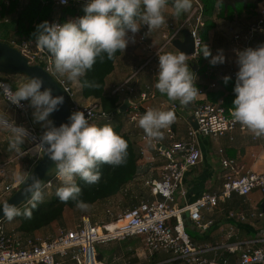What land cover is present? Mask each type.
Returning <instances> with one entry per match:
<instances>
[{"label": "built area", "instance_id": "1", "mask_svg": "<svg viewBox=\"0 0 264 264\" xmlns=\"http://www.w3.org/2000/svg\"><path fill=\"white\" fill-rule=\"evenodd\" d=\"M51 1L56 7L74 5L80 8L84 4V0ZM0 2L9 6L8 0H0ZM168 2H172V0H166V4ZM191 3L194 7L185 13L186 17L181 24L167 22L159 27L162 42L157 48L147 41L149 35H146L148 33L146 25L143 26L145 34L135 35V42L143 45L149 53L145 67L157 62L159 53L167 52L173 42L182 35L184 28L191 32L195 46L194 53L186 60L193 63L202 56L200 49L204 42L201 29L205 25L203 7L199 0H191ZM76 18H72V20ZM53 22L60 23L59 17L50 23ZM231 32V51L233 54H235L234 50L236 49L257 47L264 43V3L257 8L254 20L248 27L236 31L231 30ZM259 40L261 42L258 44ZM9 42L30 62L41 66L43 64L47 71L54 74L53 57L47 51L36 48L34 42L20 38L10 39ZM177 53L179 54V52ZM142 69L134 72L125 83L112 91L113 95L126 94L133 98H130L131 106L128 111V119L130 123L136 125L139 117L148 108H151L149 102L155 95L151 86H146L145 90L137 93L136 87L131 85ZM151 70L154 74L158 72V69L156 71L151 68ZM236 72L228 74L234 82ZM0 82H3L10 92L15 90L9 81L0 78ZM59 82L66 92L71 112L84 111L90 122H93L101 113L99 101L94 100L83 105L76 98L72 86L64 80H59ZM216 86V84H211L207 89L199 88L200 92L198 91L197 95L205 98L194 99L192 112L198 128L195 129L190 125L186 140L176 139V134L171 127L165 129V134L169 139L166 145L162 144L160 140L149 141L145 134L141 136V140L156 153V156L148 154L145 148L140 150V156L145 157L151 163L156 161L157 157L162 160L159 177L145 181L150 194L160 200H147L134 209L120 213L109 212L111 221L100 225H93L89 220L83 219L82 224L77 228H60L55 236L46 239L37 236L25 237L21 234V236H16L7 231L6 219L1 220L0 264H61L57 258H71L76 264H102L97 260V246L123 241L131 237H139L149 253L170 255L174 260H180L184 264H264V247L261 246L264 245V211L261 206L258 214L252 212L246 214L244 211L225 212L226 220L231 222L229 239L240 235L237 225L247 223L250 220L253 221L252 224L255 227L253 237L249 236L247 239L227 242L224 245L199 246L185 227L184 214L189 215V219L196 230H209L216 226V221L204 223L202 212L215 209L221 198L231 199L234 194L246 198L254 190H258L264 195V173L247 172L244 174L237 160L226 156L224 149H220L219 154L223 157L221 166L224 181L221 193L203 194L194 202L188 201L183 182L186 174L202 162L200 138H210L216 141L233 131L239 130L242 133H247L249 130L232 118L231 108L226 107L223 98L217 102L207 99V93L212 92ZM0 94L12 109L27 114L28 101H22L21 106H17L8 102L2 91ZM172 109L177 111L179 107L174 105ZM31 140L39 154H42L44 150L39 146L41 135H33ZM4 167L5 165H0V181L3 177ZM53 181L47 183L45 187H51ZM20 184L16 182L12 186H6L3 193H13ZM0 197H3V194H0ZM179 199L183 201L182 206L179 204ZM262 222V229L259 232L257 227ZM210 251L214 252L213 257L206 256Z\"/></svg>", "mask_w": 264, "mask_h": 264}, {"label": "clouds", "instance_id": "2", "mask_svg": "<svg viewBox=\"0 0 264 264\" xmlns=\"http://www.w3.org/2000/svg\"><path fill=\"white\" fill-rule=\"evenodd\" d=\"M165 6L166 0H84V15L62 24L43 21L36 26L33 42L36 48L47 51L53 57L56 73L66 76L69 82L80 83L98 59L102 61L106 57L112 60L117 52H124L129 43H134L135 34L143 26L148 27L146 35L161 27L165 23ZM172 6L175 15L181 16L190 10L192 3L191 0H172ZM234 51L238 70L231 116L256 137H264V43L255 48ZM200 55L210 58L209 63L213 66L226 62L222 49L213 55L204 43ZM158 61L155 88L170 101H179L181 105L192 102L199 89L186 55L183 52L159 53ZM231 79L230 75L223 77L226 85ZM44 85L42 77L33 75L11 92L0 82V91L8 102L17 106H21L22 101H28L34 109V122H44L42 126L46 130L39 146L55 165L48 174L61 181L56 196L61 202L74 201L77 208L86 211L89 205L79 199L81 187L76 177L89 185L99 183L100 165H123L128 144L111 124L91 123L85 112L80 110L71 112L66 123L55 126L49 117L63 104L64 96L54 95L52 87ZM84 86L99 88L100 84L84 81ZM175 120V112L171 109L148 108L139 117L138 126L149 141L162 140V130L168 129ZM0 126L10 129L12 133L9 150L19 151L29 135L28 130L3 118H0ZM20 179L23 183L21 194L30 207L21 211L9 202L0 204L2 218L8 221L21 214L31 219L32 210L44 198L45 182L36 176Z\"/></svg>", "mask_w": 264, "mask_h": 264}, {"label": "crops", "instance_id": "3", "mask_svg": "<svg viewBox=\"0 0 264 264\" xmlns=\"http://www.w3.org/2000/svg\"><path fill=\"white\" fill-rule=\"evenodd\" d=\"M29 0H21L22 5H26ZM83 10V5L80 7ZM163 15L165 17V23L171 22L174 24H181L186 17V14L181 16L175 15V10L172 6V2H168L163 9ZM164 23V24H165ZM163 24V25H164ZM16 25L17 18L16 15H10L2 20H0V37L6 39L19 38L16 37ZM214 32V31H213ZM145 34V29L142 27L136 36H141ZM183 40L182 35L178 38ZM212 39V32L210 40ZM148 43L153 44L157 48L161 40V30L160 28L154 30L151 35L148 36ZM261 40L258 41V44ZM212 54L213 46H209ZM255 48V46H253ZM167 52H179L174 46L168 48ZM226 62L223 64H217L215 66L210 64L208 71L205 75L195 72V68L192 71L189 61L190 70L193 72V77L195 83L200 85L201 89H207L211 84H216V88L212 92L221 91L228 94L226 86L223 81V77L236 72L238 66L236 64V55L231 51V41L230 49H227ZM149 58V53L143 45H139L136 42L129 43L126 50L120 55L115 63L114 72L106 80V91L112 92L114 88L125 83L130 76L139 69L142 71L131 83L137 89V93L145 90L146 86H151L153 88L154 97L151 98L149 105L151 108H161L163 110H173L174 105L178 106L179 109L175 112L176 120L171 124V128L176 134V139L186 140L187 132L190 127L189 118L192 116L194 100L187 105H181L179 101H170L166 95L161 94L155 88L156 74L151 70L153 68L157 71L158 62H153L150 66L145 67ZM56 74V73H55ZM58 74V73H57ZM223 76V77H222ZM59 80L66 81L70 86L73 87L75 93L79 94L78 100L83 104H89L94 99H85L81 93L80 83L69 82L66 76L56 75ZM7 81H9L15 88L27 80H29L24 75H8ZM232 81V80H231ZM234 82V81H233ZM235 83V82H234ZM124 100L128 97L126 94L121 95ZM131 98V97H129ZM197 99L205 98L204 96H196ZM133 99V98H131ZM29 104V103H28ZM123 104V103H122ZM34 109L29 105L28 114L25 115L19 111L12 109L9 104L3 100L0 94V118L7 121H14L16 125L25 128L29 123V128L27 129L30 133L28 139L33 135H41L46 130L42 125L44 122H33L31 119L30 112ZM129 112L123 115V132L126 133L131 140L134 142L135 149L138 156V169L135 178L129 182L123 190L116 196L108 198L106 200L97 202L96 204L89 206L86 211L82 210L84 214L82 215L80 221L78 222H68L62 221L59 225L64 226L62 228L74 229L82 224L83 219L89 220L93 225H100L102 223H107L111 221L109 212H114L111 204L114 201L122 200L123 211L128 209H134L139 206L142 202L150 200L157 201L160 200L150 194L149 189L145 185V181L148 179L158 178L160 174V169L162 167V160L158 157L153 163L149 162L145 157L140 156V150L145 148L150 155H155L156 153L147 146L141 140V136L144 134L143 130L138 126V124H132L129 121ZM27 119V120H26ZM51 120V118L49 117ZM163 131V139L160 142L164 145L168 144L169 139ZM12 133L10 129L0 126V165H5L3 177L0 181V194L6 197L8 193H3L6 186H12L16 182L21 183L20 177L23 179L27 177L32 167L40 160L41 155L38 149L35 148V144L29 145V140L26 138L25 143L20 147L19 151L9 150L8 143ZM30 137V138H29ZM31 140V139H30ZM29 141V142H28ZM32 141V140H31ZM31 143V142H30ZM199 146L202 151L203 159L202 162L194 169L190 170L184 179L183 188L187 191V198L189 202H194L200 198L203 194H220L223 187V169L221 166L222 156L219 154L220 149H224L226 156L234 158L237 160L238 165L243 169V173L255 172L262 174L264 173V137H256L253 132L248 130L247 133H242L239 130L228 133L219 140H212L210 138L201 137L199 140ZM261 193L258 190H254L248 197H240L234 194L231 199H220L218 206L213 210H204L202 212L203 222L207 223L209 221H215L212 219V215L220 214L221 219L217 222L214 227L221 226L225 221V212L228 211H244L246 214H250L252 208H257L256 204L261 201ZM179 204L182 206L183 201L179 199ZM261 204V203H260ZM258 206H261V205ZM113 205V204H112ZM125 209V210H124ZM121 211V212H123ZM115 213V212H114ZM89 215H92L94 220H92ZM184 220L190 222L189 215L184 214ZM253 221L250 220L247 223L237 225L240 230V235L244 237H249L253 234L255 230ZM228 226V225H227ZM54 226L50 229H42L38 231L34 236L41 238H52L55 236H44L51 233ZM196 230V229H195ZM16 233V232H15ZM203 237L207 238L206 233ZM17 235V234H16ZM128 240L129 244H124ZM194 242L199 246L211 245L210 243L204 242L200 243L197 239ZM101 246V245H99ZM105 249L97 252V260L102 264H184L180 260H174L172 256L166 254H151L149 253L139 237H131L123 241H115L109 244H105ZM214 252L210 251L206 254L207 257H213ZM61 264H76L71 258H57Z\"/></svg>", "mask_w": 264, "mask_h": 264}, {"label": "trees", "instance_id": "4", "mask_svg": "<svg viewBox=\"0 0 264 264\" xmlns=\"http://www.w3.org/2000/svg\"><path fill=\"white\" fill-rule=\"evenodd\" d=\"M8 1L9 6H6L4 2H0V20L10 15H16V37L30 42L34 41L33 33L36 30V26L43 21L52 22L59 17V21L62 24L72 20V18L84 15L83 10L74 5L56 7L51 0H29L26 5H22L21 0ZM199 1L202 4L205 19V25L201 29V36L204 44L208 46L211 32L217 28L219 21L236 23L245 15L248 17L250 15L254 16L257 8L264 3V0ZM9 40L8 38L6 42L10 43ZM121 54L122 51L117 52L112 60H108L106 57L102 61L98 59L93 65V68L80 81L83 98L97 100L101 105V113L94 121L98 125L111 124L128 144L126 162L123 165L118 167H112L107 164L100 165L101 180L99 183L89 185L79 177H76V182L81 187L79 199L86 202L89 206L118 195L135 178L138 169V156L134 142L122 130L123 114L119 113V108L123 103V97L120 94L113 95L112 92L106 91V80L114 72L115 63ZM194 65L196 66L195 72L202 75L206 74L210 66L208 64V58H204L203 56L192 63V71L194 70ZM42 66L44 67L43 64ZM84 81H94L99 83L100 87L90 88L84 86ZM234 85L235 83L233 81H229L227 85L225 84L228 94L221 91L208 92L207 99L217 102L223 98L226 107L232 108L235 98L233 91ZM196 87L199 89L200 85L196 84ZM13 88L16 89L15 86ZM27 207H30L28 202L23 204L20 209L23 211ZM75 208H77L76 202L71 200L61 202L57 196L50 201L43 199L37 208L32 210L31 219L26 218L22 214L15 217L19 221L17 233L25 237H33L38 231L52 226L55 223H60L64 218L66 210Z\"/></svg>", "mask_w": 264, "mask_h": 264}, {"label": "water", "instance_id": "5", "mask_svg": "<svg viewBox=\"0 0 264 264\" xmlns=\"http://www.w3.org/2000/svg\"><path fill=\"white\" fill-rule=\"evenodd\" d=\"M173 46L179 51L186 55V59L189 58L194 53V39L189 30L184 32L183 40L176 39L173 42ZM196 69V66L194 65ZM0 74L7 75H24L30 79L33 75H39L45 81V87H52L54 95H63L64 102L59 106V109L50 115L51 120L55 126H60L68 121V117L71 114L70 106L67 100L66 92L59 82V80L49 71H47L43 66L39 64H34L24 56L17 48L12 47L9 43L0 40ZM64 90V91H63ZM131 106L130 98L127 97L123 104L119 108V113L126 114ZM189 123L195 129L198 128L197 122L194 116L189 118ZM54 163L48 158L44 151L41 155L40 160L32 167L31 171L24 180H27L30 176H36L45 182L44 187L50 181H53L56 177L50 176L49 169L54 168ZM31 182V181H29ZM23 190V183L12 193V195L2 203L9 202L14 204L19 208L28 202L26 198L21 194ZM0 203V204H2ZM261 208L264 211V202L261 204ZM3 214L0 212V221L5 220L2 218ZM185 227L188 229L195 230L191 221L188 223L185 221Z\"/></svg>", "mask_w": 264, "mask_h": 264}, {"label": "rangeland", "instance_id": "6", "mask_svg": "<svg viewBox=\"0 0 264 264\" xmlns=\"http://www.w3.org/2000/svg\"><path fill=\"white\" fill-rule=\"evenodd\" d=\"M192 7H194V5H192ZM254 17H255V15L254 16L250 15V17L245 15L240 21H238L236 23H227V22L219 21L217 28L214 30V32L212 31V39L209 41V46H213L212 50L214 51V55H216L218 50H221V49L223 50L224 54H228L227 53V49L228 50L230 49V41H231V37H232L231 30L232 31H236V30H239V29H245L246 27H248L253 22ZM187 30H188L187 28H184V30L182 32V37L184 36V32L187 31ZM0 40L6 42L7 39L4 38V37H0ZM53 64H54V60H53ZM53 73H54L53 75L55 77H56V75H58L55 72L54 67H53ZM7 76H8L7 74H0V78L5 79V80H8ZM75 94H76V98L78 99L79 98V94H77V91H76ZM33 111L30 112V115H31V119L34 122L33 115H32ZM23 114H25V113H23ZM27 114H28V112H27ZM27 114H25V115H27ZM91 123L97 124V122H95V121H93ZM29 127L30 126H29V123H28V125H26L25 128L28 129ZM30 139H28V140L31 143L29 141L28 142H29V145H32V141ZM60 186H61V181L58 178H56L52 182V186L51 187H44V198L43 199H45L47 201H50L51 199L56 197V190ZM11 195H12V193L8 194L6 197H0V203H2L5 200H7ZM260 197H261V201L258 204H256V207H257L256 209L257 210L252 208V210H251L252 213H256V214L259 213L260 206H258V205L260 203L262 204L264 202V195L261 194ZM112 204H111V207H112V209H113V211L115 213H120L121 211H123V209L121 207L122 204H123L122 200L114 201ZM83 214H84V212L81 209H79V208L68 209V210H66V212L64 214L63 220L65 222L66 221H68V222H77L78 221L79 222ZM89 217L92 220H94L92 215H89ZM211 217L215 221H219L222 218L220 214H217V215L213 214ZM60 223L53 224L52 226H54V228H53V230H50L51 233H48L47 235L44 233L43 235L44 236H52L53 233H55V235H56L58 233V230L60 228L64 227V226L59 225ZM230 224H231V222H229V221H227L225 219L224 223L221 226L212 227L209 230H202V229L193 230V229H189V228L187 230H188V232H189V234H190V236L192 238L197 239L200 243L207 242V243H210L211 245H224L227 242L231 243V242H235L237 240L249 238V237H244L241 234V235H238V237H233V238L229 239L228 237H229V225ZM262 224H263V222L257 227V231H259V232L261 231ZM233 225L235 226V224H233ZM52 226H48V227L44 228V230L45 229H50ZM18 227H19V221L16 220V218H14L12 221L6 220V228H7V231L9 233H13L15 235L17 234L18 236H21L19 233H17V228ZM202 233H206L207 238L203 237L204 234H202ZM250 237H253V234ZM130 241H132V240H128L124 244H129L128 242H130ZM261 246L264 247V245H261ZM105 248H106V246L101 245V246H97L96 250L99 253L100 250L105 249Z\"/></svg>", "mask_w": 264, "mask_h": 264}]
</instances>
